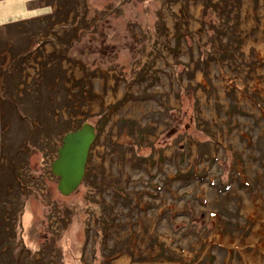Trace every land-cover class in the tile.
I'll list each match as a JSON object with an SVG mask.
<instances>
[{
    "label": "rangeland",
    "instance_id": "rangeland-1",
    "mask_svg": "<svg viewBox=\"0 0 264 264\" xmlns=\"http://www.w3.org/2000/svg\"><path fill=\"white\" fill-rule=\"evenodd\" d=\"M58 4L0 0V264H264V0Z\"/></svg>",
    "mask_w": 264,
    "mask_h": 264
},
{
    "label": "water",
    "instance_id": "water-1",
    "mask_svg": "<svg viewBox=\"0 0 264 264\" xmlns=\"http://www.w3.org/2000/svg\"><path fill=\"white\" fill-rule=\"evenodd\" d=\"M95 137V127L90 123H83L62 137L57 157L50 164L51 172L58 177L57 189L62 195L71 194L81 183Z\"/></svg>",
    "mask_w": 264,
    "mask_h": 264
},
{
    "label": "trees",
    "instance_id": "trees-1",
    "mask_svg": "<svg viewBox=\"0 0 264 264\" xmlns=\"http://www.w3.org/2000/svg\"><path fill=\"white\" fill-rule=\"evenodd\" d=\"M56 1H57V3L60 1V4H58V5L63 6V4H69V2L73 1V0H56ZM62 2H63V4H62ZM57 12H58V10L56 12H50V14L54 16V14Z\"/></svg>",
    "mask_w": 264,
    "mask_h": 264
}]
</instances>
